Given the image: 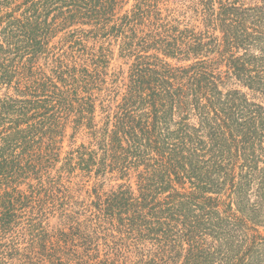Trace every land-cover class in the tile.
<instances>
[{"label":"trees","instance_id":"obj_1","mask_svg":"<svg viewBox=\"0 0 264 264\" xmlns=\"http://www.w3.org/2000/svg\"><path fill=\"white\" fill-rule=\"evenodd\" d=\"M130 1L0 0V264H264V0Z\"/></svg>","mask_w":264,"mask_h":264},{"label":"rangeland","instance_id":"obj_2","mask_svg":"<svg viewBox=\"0 0 264 264\" xmlns=\"http://www.w3.org/2000/svg\"><path fill=\"white\" fill-rule=\"evenodd\" d=\"M132 3H133V0H131V1L129 2V4H127V5L125 6L124 9L129 8V7L131 6ZM261 100H262V99L259 98V101H261ZM262 102H263V101H262ZM67 148H68V147H67ZM92 186H93V182H91V183H89L88 185H86V186H85V189H86V190H91V189H92ZM106 188L109 189V188H110V185H107ZM84 195H85V194H84Z\"/></svg>","mask_w":264,"mask_h":264}]
</instances>
